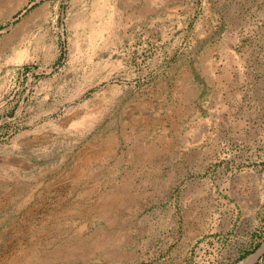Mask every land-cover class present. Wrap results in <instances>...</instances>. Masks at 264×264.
<instances>
[{"label":"rangeland","instance_id":"1","mask_svg":"<svg viewBox=\"0 0 264 264\" xmlns=\"http://www.w3.org/2000/svg\"><path fill=\"white\" fill-rule=\"evenodd\" d=\"M94 1L0 0V264H264V0Z\"/></svg>","mask_w":264,"mask_h":264},{"label":"bare ground","instance_id":"2","mask_svg":"<svg viewBox=\"0 0 264 264\" xmlns=\"http://www.w3.org/2000/svg\"><path fill=\"white\" fill-rule=\"evenodd\" d=\"M118 4L122 7V4L125 5L124 3H122L119 0H95L90 8V11L88 12V15L86 14H79L78 16H76L74 18V23L76 25L77 28H80L81 32H77L74 35V38L70 39V43L72 45V47L74 48L75 53H77V55H79V53H81V45L83 40H85V42H89L90 44L87 43L88 47H93L94 43L96 42L97 39L101 38V35L104 33V31H108L112 28V26L116 23V18L114 19V17H116V12L118 9L117 6ZM125 7V6H124ZM68 9V8H67ZM149 11V10H147ZM148 13V12H147ZM69 17V16H68ZM119 18V17H118ZM97 19V21H96ZM120 20V19H119ZM83 34V39L81 37V35ZM112 35V33H111ZM110 36V35H108ZM235 38V37H234ZM232 39V69L235 70L236 66L241 67L244 61V57L237 53L234 49H233V45L236 39ZM47 43V42H46ZM47 46V45H46ZM51 51V49H49ZM48 50V51H49ZM232 70V71H233ZM241 76V75H240ZM239 77V76H238ZM242 78V77H241ZM240 78V79H241ZM241 81V80H240ZM232 85H235V82L232 81ZM162 121V120H161ZM239 122V121H238ZM242 126V125H241ZM240 126V127H241ZM177 135V134H176ZM142 136V135H141ZM136 140H138V136L136 137ZM133 142V141H132ZM136 147H135V152L137 153V156L135 157L136 160H146L147 161V157L149 156V154L145 153L146 151H144L143 146H141L138 141H135ZM160 144H163L162 142ZM153 148V147H152ZM156 149V148H155ZM164 149V148H163ZM171 149V148H170ZM154 150V149H153ZM152 150V151H153ZM129 151V150H128ZM150 152V151H148ZM159 153V152H158ZM170 155V154H169ZM158 157V156H157ZM134 159V158H133ZM137 162V161H136ZM131 165V164H130ZM135 170V169H134ZM84 174V173H83ZM99 174V173H97ZM133 175V174H132ZM96 176V174H95ZM130 176V174H129ZM98 177V176H97ZM95 178V177H94ZM93 178V179H94ZM129 178V177H128ZM132 181V180H130ZM124 183V184H123ZM129 183V182H128ZM132 183V182H131ZM126 183L123 181L120 185L118 184L117 186L111 187L114 188L112 191L108 192V194L105 196V198L102 201H98L95 205V208L98 210V212L100 210H104L106 208H111L110 205H112L115 201V199L119 198V195H121V191H124V189L122 190L121 187L126 186ZM134 184V183H133ZM114 185V184H113ZM112 185V186H113ZM116 185V184H115ZM129 186V185H128ZM133 186V185H132ZM143 187V186H142ZM109 191V190H108ZM125 192V191H124ZM104 194V193H103ZM114 194V195H113ZM123 194V193H122ZM116 195V196H115ZM124 195V194H123ZM101 198V197H100ZM123 198V197H122ZM121 198V199H122ZM125 198V195H124ZM118 200V199H117ZM111 202V203H110ZM95 204V203H94ZM116 204V203H115ZM118 204V203H117ZM93 205V204H92ZM93 209V208H92ZM96 210V211H97ZM82 212V211H81ZM106 212V211H105ZM100 216V215H99ZM98 218V217H97ZM103 218V217H102ZM111 222V221H110ZM93 236V234H91ZM92 236H88L86 237V240L84 242H77L76 243V248H71V250H76L77 248H79L82 251L85 250H93L94 248H98L100 246L101 240L100 237L97 239V237H92ZM99 236V235H98ZM119 236V235H118ZM78 239V238H77ZM84 239V238H83ZM89 239V240H88ZM102 239V238H101ZM104 240V238H103ZM70 249V248H69ZM73 250V251H74ZM71 256L73 254V252H70ZM78 255V254H76ZM70 256V257H71Z\"/></svg>","mask_w":264,"mask_h":264}]
</instances>
